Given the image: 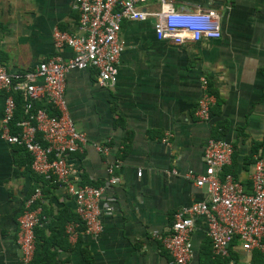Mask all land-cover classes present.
I'll return each mask as SVG.
<instances>
[{"label": "crops", "instance_id": "1", "mask_svg": "<svg viewBox=\"0 0 264 264\" xmlns=\"http://www.w3.org/2000/svg\"><path fill=\"white\" fill-rule=\"evenodd\" d=\"M174 6L215 11L220 39L177 46L155 39L152 18L124 21L112 87H99L93 70L67 74L65 110L88 141L74 157L78 184L105 185L112 162L120 163L114 173L118 182L106 186L101 197V208L111 207L102 215V232L94 237L79 231L71 240L61 229L74 214L72 199L60 185L44 189L38 228L51 241L38 264H171L151 234L165 232L175 211L206 200L204 190L183 175L203 170L204 142L217 133L232 144L230 171L249 187L252 164L264 157V0H176ZM142 8L157 11V0ZM76 22L73 0H0V62L8 73L31 71L57 54L52 30L73 33ZM58 54L65 59L70 51ZM201 77L215 97L207 123L194 116ZM2 106L0 94V115ZM94 143L105 144L108 153L98 154ZM28 162L24 150L0 137V264H18L17 218L39 185ZM190 244L191 264H264L260 253H245L236 241L229 260L212 257L200 220Z\"/></svg>", "mask_w": 264, "mask_h": 264}, {"label": "built area", "instance_id": "2", "mask_svg": "<svg viewBox=\"0 0 264 264\" xmlns=\"http://www.w3.org/2000/svg\"><path fill=\"white\" fill-rule=\"evenodd\" d=\"M146 1L73 0L76 30L73 33L52 30L51 41L56 55L39 62L27 73H8L0 62V94L3 96L0 137L8 145L23 148L30 159L31 172L50 185H60L72 199L77 221H70L64 227V234L70 240L79 231L84 236L94 237L102 232V215L110 212L111 207L101 208V197L106 186L118 182L114 173L120 163L107 165L105 185L78 184L74 157L83 153L88 141L65 110L67 74L93 70L99 87H112L117 80L123 49L119 32L124 21L145 22L152 18L155 39L177 46L202 40L217 41L221 37L219 16L213 10H176V0H157V11L148 12L142 8ZM65 48L69 49L70 56L64 59L58 52ZM199 89L194 116L207 123L215 97L204 77L199 79ZM16 95L24 103L25 114L32 110L34 103H42L44 107L15 123L16 130L12 133ZM91 146L100 155L108 153L105 144ZM232 153V144L225 137H209L202 148L203 170L183 175L194 187L204 190L207 198L175 211L165 232H152L151 237L159 242L171 264H191L190 235L197 220L205 226L212 257L229 260V246L234 241L243 252L256 250L264 257V157L255 158L248 174L249 187H245L226 172ZM172 174L177 173L173 171ZM42 202L40 186L23 201L15 235L18 264L32 261L34 230L40 223ZM227 264L232 262L229 260Z\"/></svg>", "mask_w": 264, "mask_h": 264}, {"label": "trees", "instance_id": "3", "mask_svg": "<svg viewBox=\"0 0 264 264\" xmlns=\"http://www.w3.org/2000/svg\"><path fill=\"white\" fill-rule=\"evenodd\" d=\"M14 99H15V110H14V113H13V119L11 121V132L12 133H14L15 130H16L14 128V124L15 123H18V122H20L22 120L27 119L28 118V114L33 112L35 109L44 107V105L42 103H34L33 106H32V110L29 113L25 114L24 110H23V104L24 103H23L22 99L20 98V96L16 95L14 97ZM220 136H222V135L220 133H217L215 138H218ZM15 147L19 148L20 150H24L21 147H18V146H15ZM255 148H254V151H255ZM29 163H30V159H29L28 165H29ZM246 164H247V162H246ZM226 172L232 174V172L230 171L229 167L226 169ZM38 178H39V185L38 186H40L42 193H43L45 188H48V187L52 186V185L48 184L47 182L42 181V179L40 177H38ZM92 186L93 187H97L96 185H92ZM68 221H77L76 216L74 214H73V216H68L67 219H66V222L63 224V227L61 229V236L63 235L65 238H66V235L64 234V225ZM39 222L41 223V218L39 219ZM51 232H53V230H51ZM49 241H51V238L47 239V240L44 239L43 236L41 235V231L39 230L38 227H36L35 230H34V253H33L32 261H31L30 264H38V262L40 260H43L46 257V254H48L46 252L48 250V249H46V245H47V243H49Z\"/></svg>", "mask_w": 264, "mask_h": 264}]
</instances>
